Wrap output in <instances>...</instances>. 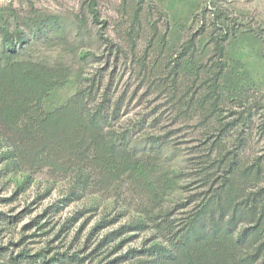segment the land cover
I'll return each mask as SVG.
<instances>
[{"label": "rangeland", "instance_id": "rangeland-1", "mask_svg": "<svg viewBox=\"0 0 264 264\" xmlns=\"http://www.w3.org/2000/svg\"><path fill=\"white\" fill-rule=\"evenodd\" d=\"M99 1L96 21L90 0H0L34 21L22 23L29 42L17 47L19 58L65 71L44 109L95 85L99 101L107 95L118 106L111 124L128 145L117 156L128 155L133 166L117 177L93 150L80 157L57 149L40 159L33 147L0 135V264H134L136 250L157 242V222L190 215L206 195L205 168L216 153L194 103L218 41L232 89L225 121L238 119L232 133L245 141L238 148L228 137V147L243 165L264 161V0H128L131 13L143 8L133 28L121 19L124 0ZM86 12L81 25L77 14ZM224 22L234 31L227 40ZM154 25L166 34L164 47L150 46ZM76 173L86 180L77 183ZM247 184V192L256 189ZM251 264H264V256Z\"/></svg>", "mask_w": 264, "mask_h": 264}, {"label": "trees", "instance_id": "trees-1", "mask_svg": "<svg viewBox=\"0 0 264 264\" xmlns=\"http://www.w3.org/2000/svg\"><path fill=\"white\" fill-rule=\"evenodd\" d=\"M99 4V0H90L88 6L96 21ZM141 6L131 13L129 1L124 0L121 19L135 27L141 18ZM31 9L30 15L36 16L33 5ZM16 11L0 6V131L5 134L0 132V135L26 148L33 147L37 155H42L40 159H49L57 149L59 153L79 155L93 150L94 156L99 157L97 162L108 160L107 164L99 163L103 168L121 177L133 166L128 155L117 156L128 145L126 137H122L124 133H119L111 124L118 106L112 107L107 95L99 101L95 85H91L54 110L44 109L45 99L67 77L59 67L19 58L17 47L29 42L20 28L23 24L29 27L34 21ZM88 14H77L81 25L87 24ZM221 25L223 40H227L234 31L225 22ZM127 34L135 48L131 29ZM156 43L164 47L166 34L154 25L150 46ZM215 49L216 59L201 82L205 92L194 103L204 111L203 121L214 137L212 150L216 149L205 168L206 195L182 222H157V242L136 250L134 264H251L264 256V186H258L264 177V161L255 157L243 165L237 150L228 147V137H232L233 145L238 142V148L245 146V141L232 133L238 119L225 121L224 112L232 89L228 85V62L221 41L215 43ZM149 54L146 53V58ZM187 60L177 62L176 66H184ZM175 71L179 73L178 68ZM258 106L264 110V97ZM76 174L77 183L86 180V174ZM246 183L256 189L247 192ZM240 226H243L241 230Z\"/></svg>", "mask_w": 264, "mask_h": 264}]
</instances>
